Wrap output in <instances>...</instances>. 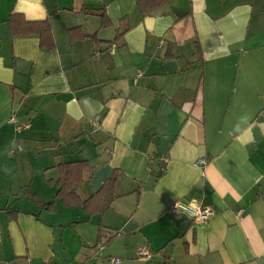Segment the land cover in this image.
<instances>
[{
  "label": "crops",
  "instance_id": "0c3cea01",
  "mask_svg": "<svg viewBox=\"0 0 264 264\" xmlns=\"http://www.w3.org/2000/svg\"><path fill=\"white\" fill-rule=\"evenodd\" d=\"M262 111L264 0H0V264H264Z\"/></svg>",
  "mask_w": 264,
  "mask_h": 264
},
{
  "label": "trees",
  "instance_id": "16d2710c",
  "mask_svg": "<svg viewBox=\"0 0 264 264\" xmlns=\"http://www.w3.org/2000/svg\"><path fill=\"white\" fill-rule=\"evenodd\" d=\"M167 0H136L137 6L140 9L143 15L145 14H153L155 13ZM26 24V23H24ZM27 25L33 26L37 33L40 34L42 32H46L49 30L48 21H40V22H28ZM24 28V27H23ZM82 165L79 161L64 163L61 165V170L59 172V177L57 181V192L56 196L61 200V202L65 205H70L76 203V205H82L84 208H89L90 205L94 208V210L103 211L108 208L112 199L115 197L113 194V186L115 175L109 176L103 183L101 189L97 192L99 196L97 197H89L82 202L79 200L77 196V188L81 184L80 175H74L73 171L76 172L78 168ZM162 168V167H161ZM162 169L158 171V175L161 173ZM36 203L40 204L44 209H52L53 204L44 203L39 199H36ZM92 208V209H93ZM101 228L98 230V239H101ZM113 236L111 235L107 238V242L111 240ZM96 244L92 246V250L95 248Z\"/></svg>",
  "mask_w": 264,
  "mask_h": 264
},
{
  "label": "built area",
  "instance_id": "2783aa9c",
  "mask_svg": "<svg viewBox=\"0 0 264 264\" xmlns=\"http://www.w3.org/2000/svg\"><path fill=\"white\" fill-rule=\"evenodd\" d=\"M140 74V72H139ZM260 116L264 117V111L260 112ZM98 126V123L95 121L93 124V129L95 130ZM199 167H203L206 164V159L200 158L196 161L195 163ZM168 211L171 214H183L186 217H188L191 221L194 223H200L205 220L209 216L213 214V211L210 207H204L202 206L196 199H191L188 202H182V201H174L168 206ZM241 213V210H238L237 215ZM103 245L102 243L96 244L95 248L93 249L94 258H97L99 254L103 250ZM150 252L147 250V248H140L137 252L138 256H144L147 257L149 256ZM109 261L111 264H120L121 260L118 258H109Z\"/></svg>",
  "mask_w": 264,
  "mask_h": 264
},
{
  "label": "rangeland",
  "instance_id": "374dc122",
  "mask_svg": "<svg viewBox=\"0 0 264 264\" xmlns=\"http://www.w3.org/2000/svg\"><path fill=\"white\" fill-rule=\"evenodd\" d=\"M92 253H93V251H91L90 260H92L93 262H96V264H100V261L99 260H93L92 259V257H91L92 256ZM106 264H111V262L110 261L109 262H106Z\"/></svg>",
  "mask_w": 264,
  "mask_h": 264
}]
</instances>
